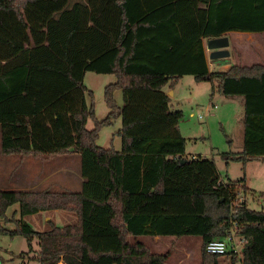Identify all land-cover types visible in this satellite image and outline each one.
Masks as SVG:
<instances>
[{
    "label": "trees",
    "instance_id": "obj_1",
    "mask_svg": "<svg viewBox=\"0 0 264 264\" xmlns=\"http://www.w3.org/2000/svg\"><path fill=\"white\" fill-rule=\"evenodd\" d=\"M204 7V8H202ZM228 32H264V0H0V154L43 160L80 159L81 197L74 192L0 191V217L18 205L12 231L36 240L39 264H165L138 237H199V264H264V211L246 204L230 214L244 179L223 182L214 161L185 157L164 92L184 76L216 82L225 97L244 99L243 148L229 162H264V66L231 65L209 72L203 39ZM229 46V45H228ZM217 61V60H216ZM86 72L111 75L104 89L108 115L95 119ZM121 91L123 104L115 101ZM121 120V150L96 145L98 132ZM94 123L92 130L87 123ZM186 160L181 163V160ZM66 211L77 222L44 231L24 217ZM244 239L241 256L211 255L205 246L225 238L229 218Z\"/></svg>",
    "mask_w": 264,
    "mask_h": 264
},
{
    "label": "rangeland",
    "instance_id": "obj_2",
    "mask_svg": "<svg viewBox=\"0 0 264 264\" xmlns=\"http://www.w3.org/2000/svg\"><path fill=\"white\" fill-rule=\"evenodd\" d=\"M228 59H230L229 56L227 61ZM115 81L116 79L111 75H100L92 72H86L84 75L83 84L93 95L92 101L88 99L87 103L93 105L97 121H102L108 115L104 103V89L107 85L114 84ZM216 85V82L197 83L192 76H185L173 86V90L167 91V94L172 92L169 103L170 110L181 111L183 115L178 129L186 142V155L189 156V159L192 158L189 154H193L195 157L201 156L214 161L223 182H237L244 179L251 194H247L245 197L243 192L239 190L238 196L244 199V204L247 200L249 209L264 211V162L253 160L245 165L238 162H229L226 165L221 159L222 153H238L242 150L237 132L241 128L240 120L243 119L244 111L236 102L229 103L227 97L219 94L216 91ZM114 98L117 105L121 107L123 104L121 91H116ZM93 127L94 123L89 120L87 129L92 130ZM120 128L121 120L118 118L113 120L110 125L103 126L98 132L96 145L103 149L112 148L120 151L121 140L117 136ZM74 159L76 161L74 165L66 157H57L44 162L43 179L46 176L47 179L43 181V187L38 185V188L30 191L49 190L58 193H78L81 184L79 185L75 176L74 168H79L80 159L77 155ZM6 161H10V158ZM52 168H56L59 172L52 174L54 171ZM4 182L6 180H0V191H17V189H10L13 188L10 187L11 185L5 187ZM23 185L26 186V181L22 185H16V188H26L21 187ZM6 188L9 190H1ZM18 209V205L6 209L3 216L0 217L1 229L6 231L15 229V223L20 218ZM43 214L52 218L53 223L58 227L72 222L70 220L65 221L66 219L62 217L60 219L63 221H60L53 217L56 214L52 212ZM230 214L233 215L231 212ZM42 218L43 216L37 214L24 217V221L34 230L43 231L47 227L42 228L44 225ZM232 220L234 218H229L227 222L223 223V226L235 229ZM143 238L141 240L137 238V241L144 243L152 252L158 254L169 252V258L165 264H199L200 262L201 239L199 237H182L179 239L160 237L157 240L154 237ZM130 240L134 242L133 238ZM35 242L36 240H33L32 248L29 249L28 241L24 237H11L8 234L0 233V264H39L36 260L39 249ZM219 264H230V261L226 256H223L219 259Z\"/></svg>",
    "mask_w": 264,
    "mask_h": 264
},
{
    "label": "crops",
    "instance_id": "obj_3",
    "mask_svg": "<svg viewBox=\"0 0 264 264\" xmlns=\"http://www.w3.org/2000/svg\"><path fill=\"white\" fill-rule=\"evenodd\" d=\"M204 8V7H202ZM228 39L229 46L227 50L229 51V58L227 61V58L224 59H219V60H211L209 58L211 51L208 50L207 43L209 40L203 39L202 45H203V50H204V57L206 61L207 68L209 72H224L227 71L228 68L231 65H240L243 67H251L254 65H260L264 66V32L261 33H250V32H228L224 35ZM234 56H233V52ZM232 52V53H231ZM232 58V59H231ZM234 64H231L233 63ZM185 77V76H184ZM183 77V78H184ZM181 78V79H183ZM180 79V80H181ZM173 90V89H172ZM167 91H170L168 88H164V92L167 94ZM168 97L170 98L172 96V92L167 94ZM171 99V98H170ZM227 100L229 103H237L239 107L243 109L244 106V99L242 97H227ZM244 116V115H243ZM240 130H238L237 134L240 139L239 144L243 148V119L240 120ZM194 158L193 154H189ZM61 157H66L68 160L72 162V164H75V155L71 153L69 150L68 154L66 156H61ZM185 157H189L186 155V150H185ZM198 157V156H196ZM5 158H10V161H6L7 159ZM57 158V157H55ZM54 159V158H52ZM52 159L49 160H43L41 158H36L31 155L27 156H21V155H9V156H4L0 154V180H6V182L3 183L5 187L11 185L10 189H17V191H24V192H38V191H30L32 189H36L39 186L43 187V181L46 178L43 179V164L44 162H48ZM217 168V166H216ZM54 171L52 174H56L59 171L56 168H52ZM79 169V168H78ZM78 169L74 168L75 171V176L78 179L79 185L81 184L80 187H82V180L79 174ZM218 170V169H217ZM16 181H18L16 183ZM26 181V186H21V187H26V188H16L19 185L24 184ZM17 185V186H16ZM39 185V186H38ZM24 189V190H23ZM1 190H9V189H1ZM43 191V190H42ZM79 198L81 197V189L77 193ZM52 213H55L53 217L56 219H59L60 221H63L60 219V217L66 219L65 221H72L77 222L80 225V213H78L77 216L72 215L69 212L66 211H49ZM43 213L47 212H40L38 213L39 216H43V224L42 228H46L47 225L46 223L48 221H52L53 219L50 218L47 215H44ZM43 214V215H42ZM37 215V214H36ZM34 216V215H33ZM38 220H41V218H38ZM40 224V223H39ZM53 225H55L53 223ZM44 226V227H43ZM56 226V225H55ZM38 231V230H37ZM44 231V230H43ZM42 232V230H41ZM140 240L144 239L143 237H138ZM155 240L160 239V237H154ZM134 242L137 241V238H133ZM36 246H37V242ZM33 244V241H32ZM144 244V243H143ZM38 248V246H37ZM58 264H63L62 262H59ZM179 264V263H178Z\"/></svg>",
    "mask_w": 264,
    "mask_h": 264
},
{
    "label": "built area",
    "instance_id": "obj_4",
    "mask_svg": "<svg viewBox=\"0 0 264 264\" xmlns=\"http://www.w3.org/2000/svg\"><path fill=\"white\" fill-rule=\"evenodd\" d=\"M243 203L244 199L237 195L232 200L230 205L231 213H235L238 208L243 206ZM232 224L234 225L235 229L239 227V221L237 220H232ZM230 230V233L225 238L209 242L205 246V252L211 255H226L227 253H232L234 255L241 256L244 246V239L235 235L232 228H230Z\"/></svg>",
    "mask_w": 264,
    "mask_h": 264
},
{
    "label": "water",
    "instance_id": "obj_5",
    "mask_svg": "<svg viewBox=\"0 0 264 264\" xmlns=\"http://www.w3.org/2000/svg\"><path fill=\"white\" fill-rule=\"evenodd\" d=\"M229 45L228 39L226 37H221L217 39H211L207 43L208 50L211 51L210 58L212 60L224 59L229 56L227 50ZM186 160H181L184 163Z\"/></svg>",
    "mask_w": 264,
    "mask_h": 264
}]
</instances>
